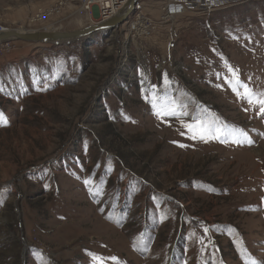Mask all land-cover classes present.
<instances>
[{"label":"rangeland","instance_id":"374dc122","mask_svg":"<svg viewBox=\"0 0 264 264\" xmlns=\"http://www.w3.org/2000/svg\"><path fill=\"white\" fill-rule=\"evenodd\" d=\"M55 2L0 0V26L92 25L78 2L33 21ZM160 6H137L148 40L132 14L0 53V264H264V0L168 23Z\"/></svg>","mask_w":264,"mask_h":264},{"label":"built area","instance_id":"2783aa9c","mask_svg":"<svg viewBox=\"0 0 264 264\" xmlns=\"http://www.w3.org/2000/svg\"><path fill=\"white\" fill-rule=\"evenodd\" d=\"M128 0H56L53 6L40 8L33 16V21L43 22L62 12L78 2L86 18L92 24L102 23L114 17L127 3ZM247 0H140L148 4L158 2L160 6V22L168 23L172 18L194 12H208L226 9L244 4ZM50 27V26H49ZM158 24L151 15L136 8L133 19L129 22L128 37L135 43L150 39L157 31ZM54 29L45 27V32ZM6 31L0 26V32ZM56 32V31H54ZM13 42L0 44V53L10 54Z\"/></svg>","mask_w":264,"mask_h":264},{"label":"water","instance_id":"95a60500","mask_svg":"<svg viewBox=\"0 0 264 264\" xmlns=\"http://www.w3.org/2000/svg\"><path fill=\"white\" fill-rule=\"evenodd\" d=\"M140 0H128L124 7L111 19L98 24H92L76 31H56L54 33L38 31L6 30L0 32V44L7 42H29L38 45H63L88 38L104 31H113L128 21Z\"/></svg>","mask_w":264,"mask_h":264},{"label":"snow or ice","instance_id":"6c2138e0","mask_svg":"<svg viewBox=\"0 0 264 264\" xmlns=\"http://www.w3.org/2000/svg\"><path fill=\"white\" fill-rule=\"evenodd\" d=\"M241 87H244V95L246 98H248L249 103L252 102V93L249 89H247L246 86L241 85ZM235 90V89H234ZM238 95H240V93H237ZM261 107H260V112L262 114H264V99H261L259 101ZM170 114L174 115V110H170ZM0 119H2V117H0ZM182 127H185L188 129V131L191 133L190 138L191 139H197L199 137V139L201 140H207L209 138L212 139H220L222 136L224 135H230L232 134L230 131H224L222 130L220 127H209V126H198V127H194L193 125H182ZM234 142H238V141H234ZM248 143H251V141L249 140ZM183 147V145H181ZM87 183V182H86ZM94 259H100L98 257H93ZM113 260H115L116 258L113 257Z\"/></svg>","mask_w":264,"mask_h":264},{"label":"bare ground","instance_id":"6f19581e","mask_svg":"<svg viewBox=\"0 0 264 264\" xmlns=\"http://www.w3.org/2000/svg\"><path fill=\"white\" fill-rule=\"evenodd\" d=\"M136 11V10H135Z\"/></svg>","mask_w":264,"mask_h":264},{"label":"trees","instance_id":"16d2710c","mask_svg":"<svg viewBox=\"0 0 264 264\" xmlns=\"http://www.w3.org/2000/svg\"><path fill=\"white\" fill-rule=\"evenodd\" d=\"M89 38V37H88Z\"/></svg>","mask_w":264,"mask_h":264}]
</instances>
